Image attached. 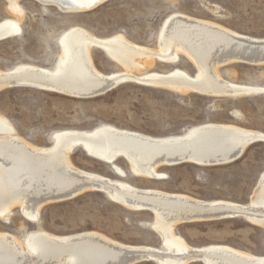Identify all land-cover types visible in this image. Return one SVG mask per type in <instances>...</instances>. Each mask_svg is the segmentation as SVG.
Listing matches in <instances>:
<instances>
[{"label":"bare ground","instance_id":"1","mask_svg":"<svg viewBox=\"0 0 264 264\" xmlns=\"http://www.w3.org/2000/svg\"><path fill=\"white\" fill-rule=\"evenodd\" d=\"M10 18L0 22V41L20 33L24 16L21 0H5ZM62 12H83L105 0H33ZM156 49L129 42L122 34L97 38L81 27L60 35V54L55 68L20 64L0 70V91L34 88L66 96L96 97L122 82L159 87L176 94L204 96H254L264 88L226 81L220 68L230 64L264 65V39L236 33L219 24L172 13L161 24ZM92 48L101 50L123 72L103 74L93 62ZM179 55L195 67L193 76L182 69L148 72L155 60L175 64ZM49 147H37L16 135L13 125L0 114V219L8 220L14 208L28 222L39 219L47 204L70 200L82 193L102 192L119 206L153 215L151 229L161 237L162 251L148 246L124 245L96 232L56 236L29 233L24 241L0 232V264H264L256 256L224 245L192 247L175 233L184 223L242 218L264 227V170L247 205L223 200L203 201L158 190L139 189L127 183L77 169L70 154L83 146L89 157L109 164L125 157L131 172L159 179L158 169L181 164L221 166L233 163L264 133L234 125L204 124L186 133L151 137L112 126L92 131L64 130L53 135ZM118 173H122L112 163Z\"/></svg>","mask_w":264,"mask_h":264},{"label":"rangeland","instance_id":"2","mask_svg":"<svg viewBox=\"0 0 264 264\" xmlns=\"http://www.w3.org/2000/svg\"><path fill=\"white\" fill-rule=\"evenodd\" d=\"M20 4L24 9L21 31L0 41V70H9L20 64L54 69L60 54L58 39L71 27H81L97 38L122 34L135 45L156 49L161 24L172 13L210 21L241 35L264 39V0H105L93 9L75 13H65L33 0H21ZM9 18L6 1L0 0V22ZM91 53L99 72L124 71L101 50L92 48ZM173 69H182L191 76L196 72L194 65L179 55L175 64L155 60L139 74L167 73ZM219 72L226 81L264 88V65L236 63L221 67ZM0 114L13 125L17 136L37 147L51 146L53 135L59 131H92L102 126L156 138L181 135L204 124L234 125L264 133V94L233 97L181 95L133 81L122 82L105 94L92 98L71 97L34 88H10L0 91ZM70 161L84 172L139 189L247 205L264 170V142L247 147L233 163L163 167L158 169L162 177L153 180L130 173V165L128 167L124 160L114 163L125 175L120 178L106 163L79 149L70 154ZM152 222L150 212L127 210L106 194L89 191L67 201L43 206L34 223L28 222L19 209L14 208L8 220L0 219V232L9 233L21 241L36 231L56 236L96 232L124 245L165 251L161 248L158 233L151 229ZM175 233L192 247L224 245L264 256V227L251 225L242 218L184 223L175 227Z\"/></svg>","mask_w":264,"mask_h":264},{"label":"water","instance_id":"3","mask_svg":"<svg viewBox=\"0 0 264 264\" xmlns=\"http://www.w3.org/2000/svg\"><path fill=\"white\" fill-rule=\"evenodd\" d=\"M78 149H79L81 152H83L85 155L90 156V155L88 154L87 150H86L83 146H81V147L79 146ZM118 160H124V161L127 163L128 167H129V164H128V162H127V160H126L125 157H121V158H119V159H113L109 164H106V166L110 169L111 172H115V173H117V175H118L120 178H124V177H125L124 173H118L117 171H115V169H114L113 166H112V163H117ZM129 171H130V173H132L130 167H129ZM132 174H133V173H132ZM159 238H160V240H161V242H162V239H161L160 236H159Z\"/></svg>","mask_w":264,"mask_h":264}]
</instances>
